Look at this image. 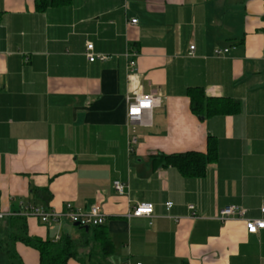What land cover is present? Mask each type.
I'll return each instance as SVG.
<instances>
[{"label": "crops", "instance_id": "0c3cea01", "mask_svg": "<svg viewBox=\"0 0 264 264\" xmlns=\"http://www.w3.org/2000/svg\"><path fill=\"white\" fill-rule=\"evenodd\" d=\"M86 42L108 58L89 62ZM127 51L138 92L158 101L135 122L131 153ZM190 88L239 109L197 116ZM208 137L218 157L202 177L153 161L206 153ZM136 203H151L152 215L128 218ZM29 204L100 205L113 248L103 264H264V229L248 234L241 220L217 217L237 205L264 219V0H68L42 11L36 0H0V209ZM25 223L30 236L72 238L78 257L67 264L100 255L89 227L84 238L66 220ZM9 232L0 223V264H39Z\"/></svg>", "mask_w": 264, "mask_h": 264}, {"label": "trees", "instance_id": "16d2710c", "mask_svg": "<svg viewBox=\"0 0 264 264\" xmlns=\"http://www.w3.org/2000/svg\"><path fill=\"white\" fill-rule=\"evenodd\" d=\"M68 0H36V7L39 11L44 10L50 5L66 3ZM188 96L191 103V111L197 116H211L215 114L235 113L239 109V103L231 99H211L205 98L200 88L188 89ZM217 148L213 137L207 138V151L200 153L188 151L176 154H158L153 157V161L162 167H174L183 176L186 177H202L205 175L207 166L213 164L217 160ZM25 218L23 216L7 217L0 220L8 227L9 241L14 243L20 241L24 245L34 248L39 253V264H67L71 258H77V244L68 237L62 236L58 241L52 242L50 239H41L40 237L30 236L26 230ZM82 237H86V231L83 227L77 226ZM92 234V240L100 248V255L95 256V260L91 261L80 259L79 262L84 264L85 261L90 264H103L104 257L109 256L113 252L112 243L108 237L105 228L100 226L89 227ZM87 232V234H88ZM9 242V243H10ZM9 246H11L9 244ZM10 257H15L12 247L6 248Z\"/></svg>", "mask_w": 264, "mask_h": 264}, {"label": "built area", "instance_id": "2783aa9c", "mask_svg": "<svg viewBox=\"0 0 264 264\" xmlns=\"http://www.w3.org/2000/svg\"><path fill=\"white\" fill-rule=\"evenodd\" d=\"M136 19H132L130 23H136ZM194 45L189 46V55L193 54ZM228 51V49H214L215 55H221ZM135 55L133 51H127L125 53L127 59V77L131 84V92L126 95L127 104V124L131 131V135L128 137V152L134 151L135 145L137 144V136L134 135L135 122H142L143 119L147 118V115L151 108L158 102L155 97L142 95L136 88L137 74L135 66ZM85 56L89 62L95 60H106L108 56L103 54H95L93 52V44L86 42L85 45ZM113 188L119 194L123 193L125 186L119 181L113 183ZM172 206L171 202L165 203L166 209ZM188 209L193 211L192 205L188 206ZM261 213H264V208H261ZM153 213V205L151 203H136L127 212L126 216L129 217H150ZM246 209L237 205H226L219 209L217 217L221 221L229 219H239L244 224L245 232L248 234H256L261 229H264L263 218H250L246 216ZM194 215V212L192 213ZM34 217L39 220L42 224H59L61 221L66 220L71 224H77L79 227H94L103 225L105 222V214L102 211L100 205L93 204L86 211L66 209L65 211H56L53 209H47L44 207L26 205L22 206L18 211H3L0 209V220L7 217ZM59 239V236L55 237V241Z\"/></svg>", "mask_w": 264, "mask_h": 264}, {"label": "water", "instance_id": "95a60500", "mask_svg": "<svg viewBox=\"0 0 264 264\" xmlns=\"http://www.w3.org/2000/svg\"><path fill=\"white\" fill-rule=\"evenodd\" d=\"M74 226H78L77 224H74ZM84 230H88V227H83Z\"/></svg>", "mask_w": 264, "mask_h": 264}]
</instances>
